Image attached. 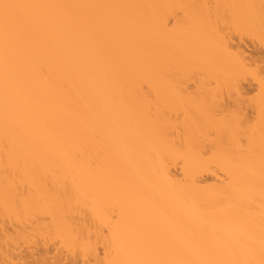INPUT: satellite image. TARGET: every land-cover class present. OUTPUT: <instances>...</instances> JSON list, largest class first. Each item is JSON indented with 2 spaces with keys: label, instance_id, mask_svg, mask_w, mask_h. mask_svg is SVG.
<instances>
[{
  "label": "bare ground",
  "instance_id": "bare-ground-1",
  "mask_svg": "<svg viewBox=\"0 0 264 264\" xmlns=\"http://www.w3.org/2000/svg\"><path fill=\"white\" fill-rule=\"evenodd\" d=\"M0 264H264V0H0Z\"/></svg>",
  "mask_w": 264,
  "mask_h": 264
},
{
  "label": "rangeland",
  "instance_id": "rangeland-1",
  "mask_svg": "<svg viewBox=\"0 0 264 264\" xmlns=\"http://www.w3.org/2000/svg\"><path fill=\"white\" fill-rule=\"evenodd\" d=\"M248 46H251V45H250V44L247 45V43H246V47H247V48H248ZM252 46H255V45H252ZM255 48L257 49V52H259V53L256 52V49H255ZM249 49L252 51L253 56L257 53L256 55H257V57H258V55L260 54V49H258L257 47L248 48V51L250 52ZM248 51H247V52H248ZM249 52L247 53V55H249ZM250 54H251V53H250ZM252 54H251V55H252ZM256 55H255V56H256ZM248 57H249V56H248ZM250 58H251V56H250ZM249 86H250V85H249ZM249 86H248V87H249ZM245 87H247V86H245ZM249 88H251V87H249ZM245 89H248V88H245Z\"/></svg>",
  "mask_w": 264,
  "mask_h": 264
}]
</instances>
